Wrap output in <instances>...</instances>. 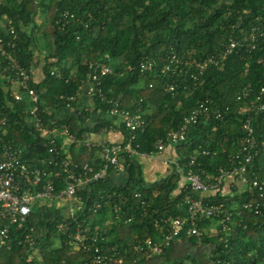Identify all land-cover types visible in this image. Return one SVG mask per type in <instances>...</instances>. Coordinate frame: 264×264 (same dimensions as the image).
<instances>
[{
    "label": "trees",
    "instance_id": "obj_1",
    "mask_svg": "<svg viewBox=\"0 0 264 264\" xmlns=\"http://www.w3.org/2000/svg\"><path fill=\"white\" fill-rule=\"evenodd\" d=\"M41 9L47 10L46 23L38 30L36 17ZM4 17L16 30L17 56L22 65L32 66L35 54L46 49L44 79L33 80L30 85L37 90L41 101L53 109L63 108L65 101L61 96L75 95L88 80L91 62L107 61L113 72L103 77L102 91L106 98H121L127 109L134 111L142 106L145 111L148 125L137 140L141 152L155 151L157 140L165 137L167 130L179 128L184 116L200 104L228 107L229 114L223 119H212L188 132L187 140L177 146L179 161L187 163L190 156L196 155L193 171L210 184L216 183L215 178L222 172L230 173L246 164V184L236 183L231 194L219 190L206 196V202L223 203L225 212L233 213L246 202L261 206L260 214L247 211L241 218L235 215L239 224L229 234L212 230L218 218L202 217L199 219L204 230L201 244L184 231L161 255L142 259L135 246L148 238L159 239L160 229L155 221L160 217L187 216L186 200L198 194L191 191L189 184L178 191L182 174L177 170L154 183L144 182L137 160L125 154L126 182L117 184L111 171L105 179L91 183L82 192L86 203L84 213L67 221L68 234H73L79 223H89L93 228L100 226L105 241L99 244L109 257L123 258V264H131L134 257L139 264H205L215 255L229 264H264V109L254 108L259 103L256 96L264 87V43L211 66L195 86L189 76L162 73L168 56L173 53H190L203 59L220 50L230 34V26L240 18L247 27L264 25V0H0L1 35ZM145 57L153 58L156 66L153 72L141 75L138 67ZM176 79L180 85L175 91H166L165 86ZM248 85L250 97L237 100V92ZM6 96L0 79V112L7 114L9 124L6 138L18 146L24 159L43 166L44 161L69 155L79 166L90 164L95 169L101 166V146L87 150L73 145L69 154L55 156L46 145L47 139L29 128L19 115L28 103L8 108ZM109 107L95 95L90 110L75 111L64 118H57L53 112L52 118H56L57 124H67L81 139L86 133L98 132L111 124L106 117ZM93 118L94 125L89 122ZM247 120L256 139L254 158L248 164L243 147ZM120 130L126 140L128 129L122 125ZM233 177L239 178L237 173ZM254 181L262 189L254 188ZM57 183V191L64 188L63 183ZM135 193L142 195L145 207L140 198L134 197ZM94 202L102 204L96 212L88 210ZM115 205L121 207L118 214L123 217L108 223L116 214ZM129 217L132 220L126 222ZM41 219L48 231L39 240L41 264H91L92 251L75 250L67 242L68 234L57 233L62 212L43 207L33 213L29 222L33 224ZM58 235L59 246L53 241ZM112 248L117 249L115 255ZM30 256L27 246L0 248V264H32Z\"/></svg>",
    "mask_w": 264,
    "mask_h": 264
},
{
    "label": "built area",
    "instance_id": "obj_2",
    "mask_svg": "<svg viewBox=\"0 0 264 264\" xmlns=\"http://www.w3.org/2000/svg\"><path fill=\"white\" fill-rule=\"evenodd\" d=\"M0 34V79L4 84V89L7 94L6 100L8 108L15 109L16 104L28 103L24 109L19 112L23 117L27 126L39 133L47 139V147L55 156L59 153L69 154L70 148L85 147L91 150L97 146L102 147L101 159L102 164L98 169H95L90 164L79 166L68 155V158H54L48 162L44 161L43 166L37 163H30L21 155V150L18 146L6 136L9 133L8 116L6 113L0 112V248H12L15 245L27 246L30 249L31 256L29 260L32 264L43 263V257L40 247V239L43 234L47 233V224L44 219L36 220L30 224V219L43 205L54 201L62 206L66 202L69 206L68 210L60 212L63 214V219L56 226L58 234H68L70 226L69 219H75L78 214H83L85 211V200L82 192L87 190L91 183L103 180L109 176L110 172L123 173L127 180V166L124 158L125 154L136 159L137 157L147 156L154 157L162 154L168 145L177 146L187 140L188 132L199 124H208L212 119H223L229 114V108L216 107L211 108L208 104L202 103L191 110L184 116L182 124L177 129H169L166 136L159 138L154 145L155 151L141 152L140 144L137 140L140 134L145 132L148 125L145 118V111L142 106L131 111L127 109L121 98L107 99L102 91L103 77L112 73L113 68L107 61H93L90 64L91 74L88 81L92 83V88L88 92L91 98L90 103H85L82 100V89L80 87L75 95L61 96L65 101V106L59 109H53L45 105L40 99V95L30 83L34 80L33 66L38 61L34 57L32 66L27 67L22 65L17 56V41L16 30L8 18L2 20ZM264 43V25L262 23L245 26L241 18L230 26V34L222 44V48L214 54H210L203 59H198L190 53H173L168 56V61L162 69L164 75L173 72L178 77L189 76L194 86L199 81L211 66H218L229 56L240 53V51H251ZM37 54V53H36ZM43 55V54H41ZM37 56L40 57L39 54ZM106 58L109 59L107 56ZM156 62L153 58L145 57L139 64L141 75L153 72ZM180 85L178 79L173 80L165 86L166 91H175ZM150 87L153 84H149ZM186 88V87H185ZM99 95L102 101H106L110 107L107 110L106 117L111 121V124L103 127L97 132L100 135H107L114 131L120 130L123 125L128 129V137L121 142H111L107 137L99 141L93 138V133H86L83 138L78 139L70 130L67 124H57L56 118H52V113L69 109L81 113L82 110H90L93 106V98ZM251 95L250 85L243 87L237 92V100H245ZM263 101H262V100ZM259 100L255 104L256 111L264 109V87H261L259 94L256 96ZM143 99H140L142 102ZM75 103H78L76 105ZM246 110V108H244ZM57 117V116H56ZM58 118V117H57ZM246 131L243 139L244 150L247 151L245 161L250 163L254 158V147L256 139L254 130L249 120L244 124ZM96 133V132H95ZM196 155L190 156L187 163H181L179 156L172 161L177 171H179L187 180L192 192L198 194V197L187 198V216H176L171 218L160 217L155 221L156 227L160 229V237L154 241L151 238L144 242H139L135 246V251L141 253V258L149 260L155 256H159L162 252L171 245L185 231L187 236L197 238L198 244L202 243L204 230L199 226V219L218 218L215 230L224 234H229L234 225H238V220L235 215L243 217L247 211H254V214H260V204L246 202L236 213L232 211L225 212L223 203H207V192L219 188L225 175L233 176L238 174L239 181L244 185L248 182L246 177V164L242 165L238 170L233 172H222V175L215 178L217 181L210 184L204 180L201 175L193 171L196 163ZM58 182L64 184V188L57 191ZM254 188L262 189V185L258 181H254ZM135 198L141 199L142 207H145V200L140 193L134 194ZM102 207L101 202H94L88 210L96 212ZM121 207L115 205L116 214L108 223L120 221L123 215H119ZM132 217L125 221H131ZM69 242L75 250L85 249L92 251L91 264H123V258L113 259L105 253L102 246L99 244L105 241L101 236L100 226L94 228L86 222L76 225L75 232L68 234ZM221 240L223 237L220 238ZM55 245L61 244L60 236L53 239ZM115 255L117 249L112 248ZM131 264H139L137 258H133ZM189 264V263H188ZM205 264H229L215 255Z\"/></svg>",
    "mask_w": 264,
    "mask_h": 264
},
{
    "label": "crops",
    "instance_id": "obj_3",
    "mask_svg": "<svg viewBox=\"0 0 264 264\" xmlns=\"http://www.w3.org/2000/svg\"><path fill=\"white\" fill-rule=\"evenodd\" d=\"M40 20L43 21L42 18ZM45 21H46V18H45ZM38 54L41 57L40 59L38 58V61L33 66V76H34L35 81H41L44 79V69H43L44 63H43V58H42L43 55H41V52L40 53L38 52ZM91 88H92V83L87 80L83 86L82 95H81L82 100L87 104L91 102L90 95L88 94ZM73 113L74 111H71L69 109H62L61 111L55 112L58 118H64L65 116H68L69 114H73ZM89 122L92 125H94L95 124L94 118L91 120L89 119ZM105 137H107L111 142H114V143L121 142L124 139L121 130L114 131L107 135H100V134H97V132L93 133V138L97 141H99L100 139H104ZM176 156H178V149H176V146L174 147L172 145H168L167 149L162 154H159L157 156L137 157L136 160L139 164L140 171L142 173V178L144 182L154 183L164 178L171 172L175 171L176 168H175V165L172 163V161L176 158ZM112 178L117 184H122L126 182V179H125L126 177L123 173L114 172L112 173ZM236 183L237 185L241 184L240 181L238 179H235L233 176H230V175L225 176L224 182L220 189L218 188L216 190H212L210 192L205 193L204 195L212 196L219 190L222 191V194H231L232 188L234 187ZM186 184H188V182L185 179V177L182 175L178 191L180 190V188H182ZM43 207H50L51 209H55L59 211L60 209L62 211L68 210V209H63L62 206H60V204L54 201L48 202L47 204L43 205Z\"/></svg>",
    "mask_w": 264,
    "mask_h": 264
},
{
    "label": "rangeland",
    "instance_id": "obj_4",
    "mask_svg": "<svg viewBox=\"0 0 264 264\" xmlns=\"http://www.w3.org/2000/svg\"><path fill=\"white\" fill-rule=\"evenodd\" d=\"M46 13H47V10L46 9H41L39 11L38 16L36 17V20L38 21V28H39L38 30H41L44 27L45 23H46V21H45ZM39 18L40 19L42 18L43 21H41ZM41 53L43 54V56L47 55L46 49H44V48L41 49ZM43 56H42V58H43ZM35 57H36L35 60H38V58L40 59L41 56L39 57V56H37V54H35ZM43 60H44V58H43ZM62 208L63 209H68L69 206H68V204L66 202H63L62 203ZM215 229H216L215 227L212 228V230L214 232L216 231Z\"/></svg>",
    "mask_w": 264,
    "mask_h": 264
}]
</instances>
